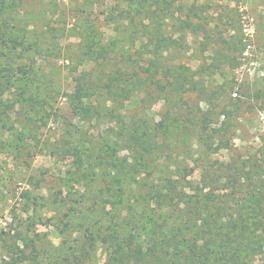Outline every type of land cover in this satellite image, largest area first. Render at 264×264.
Instances as JSON below:
<instances>
[{"label":"rangeland","instance_id":"rangeland-1","mask_svg":"<svg viewBox=\"0 0 264 264\" xmlns=\"http://www.w3.org/2000/svg\"><path fill=\"white\" fill-rule=\"evenodd\" d=\"M177 1L202 6V27L219 39V66H210L216 56L204 48L210 39L190 30L186 51L170 59L185 66L192 89L132 92L113 115L102 110L98 118L83 120L73 114L65 93L79 73L97 72L92 59L82 54L83 36L89 28L98 31L101 43L113 37L107 23L115 8L112 0H20L11 30L27 33L43 45L25 54L61 94L45 113L34 116L32 130L22 121H14L7 132L0 130V264H65L71 253L78 254L84 228L101 237L121 223L118 235L126 233L125 216L111 200L94 196L116 182H109L103 171L90 178L87 163L76 162L77 155L87 160L106 144L105 156L130 157L122 143L121 121L158 125L169 120L170 111L178 118L172 119L169 129L156 130V153L149 155L146 170L143 166L126 174L124 207L132 203L131 184L145 183L168 170L198 188L200 172L210 164L223 168L219 188L236 191L238 211L243 207L242 189L262 196L257 188L259 166L264 163V0ZM2 95L10 100L13 96L11 91ZM237 99L242 101L240 108ZM204 141L218 143L219 149L205 151L200 146ZM259 199L263 210L251 220L256 237L264 235V196ZM68 211L69 218H63ZM106 248L97 240L79 264H107ZM20 251L27 255L25 261L17 260ZM253 264H264V242Z\"/></svg>","mask_w":264,"mask_h":264},{"label":"trees","instance_id":"trees-1","mask_svg":"<svg viewBox=\"0 0 264 264\" xmlns=\"http://www.w3.org/2000/svg\"><path fill=\"white\" fill-rule=\"evenodd\" d=\"M112 2L115 8L108 15L107 23L113 29V37L101 43L98 31L89 28L83 36L82 54L92 59L97 72L79 73L71 90L65 93L78 118H98L102 110L113 115L115 108L132 92L163 91L166 87L176 92L192 89L193 79L185 66L170 59L186 51V36L190 30L210 39L204 48L216 54L210 66H219V39L202 27L201 5L177 0ZM19 4L20 0H0V130L3 132L10 130L14 121H22L32 130L34 116L45 113L61 94L59 89H52L54 81L40 66L28 61V53L25 54L43 45L29 39L27 33L20 35L11 30L13 21L17 20ZM5 91H11V100L2 95ZM237 100L240 108L242 101ZM173 113L170 111L169 120L160 121L158 125L130 121L128 126L121 121L122 143L131 151L130 157H113L112 153L105 156L107 144L99 148L95 156L88 155L87 160L77 155V164L87 163L90 178L96 179L99 171H103L109 182H116L115 186L102 187L94 196L99 194L100 199L111 200L115 209L125 216L123 222L128 230L118 235L120 223L98 237L94 230L84 228L77 245L78 254L71 253L65 264H79L88 258L97 240L107 245V264H253V257L261 252L264 242V235L256 237L251 227L252 218L263 210L259 198L264 196V163L259 166L257 188L262 196L258 198L242 189V211H238L239 203L234 199L236 191L219 188V170L223 168L211 164L200 172L198 188L188 185L190 181H185L186 185L182 182L184 178L164 170L145 183L131 184L132 203L122 205L126 174L131 176L143 166L146 170L149 155L156 153L155 132L159 127L162 131L168 128L172 119L178 120ZM126 126L128 129L124 130ZM201 145L205 151L219 149L218 143L204 141ZM148 173L145 178L150 177ZM69 216V211L63 214V218ZM20 253L17 260L25 261L27 255Z\"/></svg>","mask_w":264,"mask_h":264}]
</instances>
